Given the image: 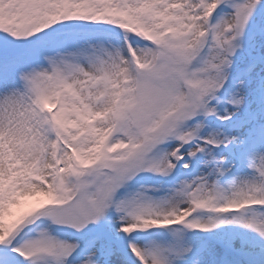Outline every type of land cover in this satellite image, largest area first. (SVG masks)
Segmentation results:
<instances>
[{
    "label": "snow or ice",
    "instance_id": "snow-or-ice-1",
    "mask_svg": "<svg viewBox=\"0 0 264 264\" xmlns=\"http://www.w3.org/2000/svg\"><path fill=\"white\" fill-rule=\"evenodd\" d=\"M0 264H264V0H0Z\"/></svg>",
    "mask_w": 264,
    "mask_h": 264
}]
</instances>
